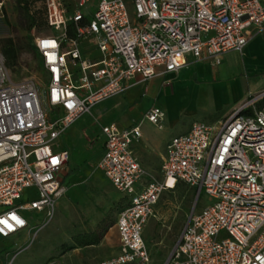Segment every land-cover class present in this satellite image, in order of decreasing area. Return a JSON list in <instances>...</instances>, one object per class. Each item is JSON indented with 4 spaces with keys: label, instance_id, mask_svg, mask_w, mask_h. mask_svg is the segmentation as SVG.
Wrapping results in <instances>:
<instances>
[{
    "label": "built area",
    "instance_id": "obj_1",
    "mask_svg": "<svg viewBox=\"0 0 264 264\" xmlns=\"http://www.w3.org/2000/svg\"><path fill=\"white\" fill-rule=\"evenodd\" d=\"M45 0L55 32L36 40L43 83L14 82L0 51V237L29 228L21 212L52 218L66 192L61 174L69 160L57 141L99 103L130 83L175 74L188 58L220 65L264 32V0ZM132 4V9L130 8ZM89 12V13H86ZM72 32V36H70ZM92 42L89 57L83 44ZM264 92L216 126L192 124L169 139L161 181L148 176L132 149L138 126L102 127L98 164L128 205L119 213V252L100 264H152L144 240L165 191L180 183L204 193L208 205L193 210L164 264H264ZM157 106L145 115L161 127ZM36 196L27 198L25 192ZM17 221H22L18 223Z\"/></svg>",
    "mask_w": 264,
    "mask_h": 264
},
{
    "label": "rangeland",
    "instance_id": "obj_2",
    "mask_svg": "<svg viewBox=\"0 0 264 264\" xmlns=\"http://www.w3.org/2000/svg\"><path fill=\"white\" fill-rule=\"evenodd\" d=\"M69 13L75 9L74 0H62ZM132 9V4H130ZM86 13H89L86 11ZM36 15L38 24L32 17ZM44 16L42 0H0V51L14 48L17 64L6 66L14 82L30 80L42 84L44 72L36 52V40L42 35H52L53 30L41 24ZM40 22V23H39ZM244 52L230 53L221 67L212 68L211 82L237 81L245 92L240 100L207 87L202 77L197 81L199 89H193L189 77L183 73L177 79L166 76L156 88L157 101L165 112L164 126L168 128L178 113L181 119L171 133L178 135L194 122L216 126L232 111H237L246 100L255 98L264 91V32L254 36ZM247 44V45H248ZM247 45L245 47H247ZM242 53V54H241ZM216 73L219 75L217 76ZM256 82L254 93L249 95L250 84ZM256 100V106L263 104ZM99 122L96 125L99 127ZM142 132L152 140H158L154 126L147 121L139 125ZM97 133L80 134L76 141H68L70 168L74 180L56 206L52 218L28 214L36 224L29 226V239L15 255L13 264H100L114 256L119 247L118 234L114 228L117 216L125 205L122 196L102 176L96 167L100 156ZM74 167V168H72ZM151 176L161 181L160 161L151 166ZM69 175L66 176L69 181ZM184 183L174 190L165 191L156 206V219L145 230V241L153 258L152 264H164L178 243L193 210L199 211L208 205V197H200ZM25 196H36L27 190ZM111 225V227H109ZM96 232L100 238L97 245L80 246L75 239L80 235Z\"/></svg>",
    "mask_w": 264,
    "mask_h": 264
},
{
    "label": "crops",
    "instance_id": "obj_3",
    "mask_svg": "<svg viewBox=\"0 0 264 264\" xmlns=\"http://www.w3.org/2000/svg\"><path fill=\"white\" fill-rule=\"evenodd\" d=\"M66 8L69 11V8L68 7ZM45 9H46V4H45ZM53 34H55V32H53ZM249 45L250 44H248L247 47L243 49L242 53L244 52V50H246L249 47ZM92 46H93L92 42L85 43L83 44V50L86 51V55H88L89 57H96L98 55L97 52L95 51H92L90 53L87 52V49L88 48L92 49ZM233 52L237 53L238 51H232V52L224 54L222 57L221 64L218 66L213 65L211 62H208V61H200L193 57H189L187 66L184 67L182 70H180L178 73L155 77L147 81H143L140 78H136L130 83V86L125 92L97 104L92 109L90 114L81 117L78 121H76L73 125H71L66 130V132L60 137V139L57 141L59 150L66 151L69 156L67 165L65 166L61 174V183L66 187V191H67V186L70 183H72L74 180L73 178L74 174L71 172L72 170L70 168L71 155L66 146L67 136L69 137L68 141L71 142V141H76L77 138H79L80 134H85L86 132H90V134L94 136V134L97 133L96 137H97V141H98V144L100 146V151H101L98 161L96 163V167L98 169V164L100 160L102 159L104 155V150H105V147H104L105 137L102 133V127L106 125H110V124H115L120 130H125V129H129V128L136 127V126L139 127V125L142 124V122L146 121L144 117L146 113L152 107L157 106L163 110V108L161 107V105H159L157 101V95H155L156 88L159 86L160 79L165 78L166 76H169V75L173 77L174 79H177L179 76L185 73L186 76L190 78V80L194 79L192 82H190L193 89H199L200 87L197 84L198 82L197 80L200 77H202L206 82H208V83H205L207 87L212 86L219 93H222L224 95H231L232 92H234L237 100H240V98L244 99V97H242L243 96L242 92L244 93L245 89L242 87L240 82L229 81V80L227 81L222 80L219 83L214 80L211 82L212 77L218 79L216 76L212 74V68L221 67L223 64L224 58H226L230 53H233ZM40 61H41V58H40ZM216 75L218 76L219 74L216 73ZM256 86H257L256 82H252V84H250V91H248L249 95H252L254 93L253 89L256 88ZM232 112L230 114H232ZM177 115L178 117L176 118V120H173V122L168 128L164 126V122L161 127L155 126L150 123L151 125L154 126V129L157 135H159L158 140H152L149 135L141 131L142 133L141 138L136 140L133 143L132 149L134 151V154L139 160V163L141 164L142 168L146 172V177L144 178L143 183L148 182L149 180L148 176H151L150 170H151L152 165H156L160 161V165L162 167L163 159L165 158V155H166V145L169 139L175 136L184 135L189 132L192 125H190L184 131V133H179L178 135H173L171 133L174 129H176V126L179 124V122H177V119L178 120L181 119V114L178 113ZM228 116H226L225 118H227ZM98 122L100 123L99 127L96 125V123ZM100 173L107 180L103 172L100 171ZM67 175H69L70 177L69 181H67L66 179ZM160 175L162 176V174ZM107 182L112 186V184L108 180ZM113 189L116 190L114 187ZM119 194L122 196L125 202V205L120 210L121 212L128 205L129 201H128V198H126L123 194L121 193ZM155 212H156V208H155ZM21 213L29 222L30 227L31 225L36 224L33 221L32 217L28 215V214H35V213H31L27 211H23ZM35 215L40 217V221H42L44 217L42 214H35ZM156 218H157V215L153 219H156ZM117 219H118V216H117ZM117 219H116V222H117ZM151 220L149 221L148 225L151 223ZM116 222L114 224V228L117 232ZM29 236H30V233H29V228H28L22 233L14 235L10 238L4 239L0 237V264H13V262L15 261L14 260L15 255L18 254L25 245H27ZM144 240H145V231H144ZM118 252H119V247H118L117 253L114 256H116ZM109 258L111 257H108L107 259Z\"/></svg>",
    "mask_w": 264,
    "mask_h": 264
},
{
    "label": "trees",
    "instance_id": "obj_4",
    "mask_svg": "<svg viewBox=\"0 0 264 264\" xmlns=\"http://www.w3.org/2000/svg\"><path fill=\"white\" fill-rule=\"evenodd\" d=\"M42 1H44V16L45 17H42L41 24L47 25L48 19H47V13H46V9H45V0H42ZM32 22L34 25L38 24V18L36 15H34L32 17ZM72 35H73L72 32H70V36H72ZM3 56H4L5 61H6L8 66H15L17 64V58L18 57H17V54H16L14 48L10 47L9 49H5L3 51ZM99 240H100V238L98 237V233H96V232H93L90 234H85V235H80L75 239L76 244L80 245V246L97 245L99 243Z\"/></svg>",
    "mask_w": 264,
    "mask_h": 264
},
{
    "label": "water",
    "instance_id": "obj_5",
    "mask_svg": "<svg viewBox=\"0 0 264 264\" xmlns=\"http://www.w3.org/2000/svg\"><path fill=\"white\" fill-rule=\"evenodd\" d=\"M171 258V255L169 256V258L167 259V261Z\"/></svg>",
    "mask_w": 264,
    "mask_h": 264
},
{
    "label": "snow or ice",
    "instance_id": "obj_6",
    "mask_svg": "<svg viewBox=\"0 0 264 264\" xmlns=\"http://www.w3.org/2000/svg\"><path fill=\"white\" fill-rule=\"evenodd\" d=\"M18 223H22V221H17Z\"/></svg>",
    "mask_w": 264,
    "mask_h": 264
}]
</instances>
